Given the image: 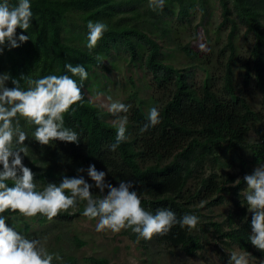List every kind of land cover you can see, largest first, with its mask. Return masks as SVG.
I'll use <instances>...</instances> for the list:
<instances>
[{"label":"trees","instance_id":"16d2710c","mask_svg":"<svg viewBox=\"0 0 264 264\" xmlns=\"http://www.w3.org/2000/svg\"><path fill=\"white\" fill-rule=\"evenodd\" d=\"M216 1L221 9L220 25L228 26L229 32L223 45L217 37L206 40L201 48L200 42L194 43L199 26L191 36L193 47L181 44L177 32L185 22L190 25L191 10L206 7L208 0H165L163 10L150 8L148 0H31L33 27L27 30L30 40L0 54V72L7 71L17 79L22 75L35 79L63 74L66 62L82 64L88 71L81 88L83 100L73 105L75 111L71 115L65 114L66 126L77 131L81 140L54 141L44 146L34 140L24 141L30 151L22 163L35 174L38 189L47 182L58 183L62 175L75 176L77 168L91 163L106 172L105 179L113 186L118 183L117 178L132 180L142 197L141 206L150 212L168 207L177 217L195 214L197 199L205 206L220 205L228 196L235 212L226 218V232L221 223H212L213 231L226 239L225 245L236 243L239 250L253 254L255 247L248 242L251 213L239 194L246 184L240 180L235 186H227L232 178L226 173L219 175L217 169L232 168L244 173L264 163V0ZM9 2L14 4L16 0ZM88 20H101L108 25V31L91 50L86 47ZM238 26H244L245 34L250 35V44L241 55L235 45ZM16 31L23 32L19 28ZM159 40L195 61V70L202 74L198 83L190 77L193 73L188 76L185 70L164 63ZM120 49L150 72L151 92L145 106L131 102L134 104H130L129 113H122L128 116V139L115 151H109L108 145L115 140V124L102 119L83 88L98 67L103 71L101 78H106L110 70L103 60L120 55ZM235 69L240 82L234 79ZM250 85L260 95L259 110L247 100L246 89ZM8 86L12 87L10 81ZM20 86L26 87V81L21 79ZM152 106L159 109L160 123L141 133L140 126ZM249 133L255 135V142H247ZM80 174L88 179L86 173ZM189 182L196 183L193 190L188 188ZM82 208L83 204L79 205L72 216H82ZM69 216L64 212L53 220L61 223ZM46 220L41 216V223ZM13 226L20 228L14 221ZM21 229L29 238L34 236L28 234L27 226ZM152 239L178 248L187 256L201 250L204 242L196 228L188 230L179 225ZM73 241L81 245L76 237ZM51 252L62 257V261L53 264H76L71 255L60 250ZM256 255L264 257L260 250ZM89 260L93 264L104 263L101 259Z\"/></svg>","mask_w":264,"mask_h":264},{"label":"clouds","instance_id":"9594fccd","mask_svg":"<svg viewBox=\"0 0 264 264\" xmlns=\"http://www.w3.org/2000/svg\"><path fill=\"white\" fill-rule=\"evenodd\" d=\"M164 5L165 0H148L152 9L163 10ZM32 21L31 0H16L14 4L0 0V54L6 48L10 50L30 40L27 30L33 27ZM86 27V47L91 50L108 31V25L101 20H88ZM17 28L23 32L17 33ZM63 67L66 70L63 74H47L35 79L23 75L17 79L7 71L0 72V264L62 261L58 252L47 250L45 239L29 238L13 226V221L19 224L21 218L37 214L52 220L61 213L78 210L81 204L82 216L89 220L96 218L97 232L119 233L130 229L138 240H149L154 235H166L176 225L195 229L200 221L196 214L177 217L168 207L147 211L141 206L142 197L132 180L117 178L118 183L113 186L105 179L106 172L91 163L86 168H77L75 176L62 175L58 183L47 182L38 189L35 174L22 163L30 151L24 141L34 140L44 146L54 141L78 143L81 140L77 131L66 126L65 114L71 115L75 111L73 105L83 100L81 88L88 71L79 63L66 62ZM21 79L26 81V87L20 86ZM9 81L12 87L8 86ZM108 99L107 110L116 118L115 140L108 149L115 151L128 139V116L120 114L129 113L131 106L111 97ZM160 120L158 107H150L139 131L146 132ZM26 129H31L30 133ZM80 173H86L88 179ZM243 181L246 184L243 197L251 213L248 242L264 253V163L244 174ZM240 182L238 178L233 184ZM249 256L247 251L233 250L227 264H249Z\"/></svg>","mask_w":264,"mask_h":264},{"label":"rangeland","instance_id":"374dc122","mask_svg":"<svg viewBox=\"0 0 264 264\" xmlns=\"http://www.w3.org/2000/svg\"><path fill=\"white\" fill-rule=\"evenodd\" d=\"M204 8L196 6L194 11L191 10L190 25L185 22L177 32L181 44L188 43L190 47H193L194 43L200 42L203 45L206 44V40H216L217 37L222 45L225 42L229 27L220 25L222 18L218 2L208 0V5ZM166 20L169 21V17ZM197 26H199V33L197 39L192 43L191 36L195 34ZM235 35V45H238L237 52L241 55L250 44V35L245 34L244 26H238ZM158 42L161 44L160 54L164 63L171 64L179 70H185L188 76L193 73L190 77L197 83L200 81L202 74L195 70L197 69L195 61L191 62L172 45H164L161 40ZM119 54L108 56L103 60L105 64L108 62L110 70L106 73V78H101L103 71L98 67L95 69V76L88 79L86 87L83 88L85 96L97 108L102 119L109 124H115L116 119L107 110V105L110 103L109 97L129 105L134 104L131 102H136L145 106L151 92L148 88L152 78L150 72L139 63L132 62L128 53H123L122 49L119 50ZM237 74L238 69H235L234 79L240 82L241 78ZM251 89V85L246 89L247 100L255 110H259L260 95ZM246 139L248 143L256 141L253 133H249ZM253 167L244 173L238 169L225 167L218 168L217 172L219 175L229 174L232 181L227 186H235L236 184H233L235 180L238 178L243 180V175L250 173ZM206 174H208V169ZM195 184V182H189L188 188L193 190ZM245 190L246 186L239 191L242 197ZM204 204L198 199L194 204L195 214L200 217L196 230L199 235L203 236L204 242L202 249L193 256H187L178 248L164 246L152 238L138 240L136 234L132 233L130 229L121 230L119 233L97 232L95 230L96 218L89 220L84 216L73 217L72 215L76 211L68 212L69 218L61 223H57L53 219H47L46 222L41 223L39 214L36 217L21 218L20 228H16L24 234L21 228L27 226L28 234L30 236L34 234L31 238L45 239L48 251L60 250L64 255H71L75 258L76 264H93L89 259L104 260L103 264H227L231 251L243 250H239L236 243L230 246L225 245L223 242L226 239L219 238L217 233H214L212 223H221L222 231L226 232V218L235 212L234 202L227 196L220 205L205 206ZM233 227L237 228V223ZM57 235L58 238L55 237ZM75 237L81 245L79 243L76 245L73 241ZM257 252L258 250L253 248V254L250 253L249 256V264H264V257L259 258L256 255Z\"/></svg>","mask_w":264,"mask_h":264}]
</instances>
